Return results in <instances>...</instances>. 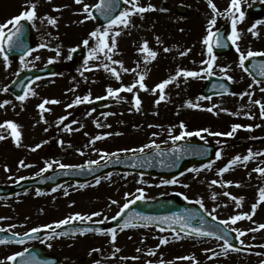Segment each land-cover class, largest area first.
I'll list each match as a JSON object with an SVG mask.
<instances>
[{"label": "rangeland", "instance_id": "rangeland-1", "mask_svg": "<svg viewBox=\"0 0 264 264\" xmlns=\"http://www.w3.org/2000/svg\"><path fill=\"white\" fill-rule=\"evenodd\" d=\"M31 2L37 5V19L30 22L33 26V38L38 42L36 50L26 57L24 64L20 59L5 62L4 57L0 55V104H3V107H0V124L13 121L19 125L18 130L21 133L20 144L17 146L10 135V130L0 129V134L6 137L0 140L1 183L13 182L23 175L40 173L41 169L47 168L48 163H51V169H54L60 164L73 167L93 159H101L102 154L97 147L99 144L97 141L100 139L95 140L96 136H101L105 140L104 145L117 143L119 146L116 149L120 154L133 153L123 150L139 149L153 142L157 145L169 144L171 142L169 129H171V135H179L180 133L177 132L181 122L185 125L184 130L190 131V126L197 120L209 123L233 120L242 126L250 125L251 129L242 127L246 132L240 128L233 136L229 138L226 136L227 139L224 138L223 141L212 140L214 142L212 144L218 146L217 151H221V158L219 160L215 158L211 167L196 168L198 171L192 170L176 184L157 183L156 180L147 177L125 179L122 178L123 176L112 175L109 178H102L99 184L95 183L91 186L79 188L63 186L53 191L51 195H46L48 197L41 198L42 205L37 206L36 209L52 208L50 210L54 213L61 214L56 216L57 218L69 216L74 212L91 214L103 211L100 217H93V221H100L104 220L105 216L111 218L119 212V207L126 202L125 193L137 196L139 193L136 190L142 188L145 198L148 199L160 195L177 194L182 196L183 201L196 203L200 200L206 212L216 215L218 219L227 220L233 215L251 213V206L258 200V190L264 187V175L254 171L257 167H264V155H255L247 162L241 160L223 174H218V171L236 155L243 157L248 154L249 150L254 154L264 153V137L255 140L251 138L255 133L259 136L264 133V118L260 115V106L250 102L248 95H242L251 93L252 101L259 100L264 103V91H261L264 84L254 83L239 66V56L234 51L231 55L217 58L213 67V75L222 76L226 80H228L227 77H232L228 80L234 87L235 94L232 96L210 102L204 100L199 92L205 77L203 74L198 78L177 77L166 86V99L159 104L156 103L160 94L159 90L155 93L151 91L156 84L175 75L178 68L199 71L206 67L201 63L202 60L208 59L206 46L202 44V40L207 34L208 20L213 15V13L210 14L212 10L207 0H139L140 6L146 7L151 4L155 10L132 15L128 27L120 26L113 30L121 34L116 37L117 47L111 53L112 60L121 61L123 66L129 69L128 72H124L119 64H112L103 54H99L98 58L90 60L88 65L82 63L61 72L55 78L39 80L30 88L36 95L29 93L26 100L20 101L12 99L7 92L3 91L20 69L44 63L65 62L71 49L69 47L73 45H77L78 48L85 47L82 41L90 39L89 33L97 28L95 22L91 18L86 19L88 14L83 12L84 4L91 8L96 0H83L81 4H77L75 0H0V24L26 10L25 6ZM213 3L217 9L223 6L226 10L230 0H213ZM255 3H264V0H241V10L243 6L248 7ZM176 4L187 7L191 15L180 18L173 12ZM127 7L129 6L125 5V8ZM161 9L165 10L161 11ZM48 16L56 18V26L47 23L46 17ZM259 20L264 21V17ZM256 21L258 20L245 13L244 19L237 24L241 37L238 44L245 53L248 50L256 52L257 47L254 46L256 42L264 44V23L257 24L253 30L257 35L254 36L249 31ZM218 23L221 26H227V32L230 33V18L224 15L218 16L216 25ZM216 25L214 30L218 28ZM68 38L79 40H74L67 47ZM144 41H147L149 48L157 53L156 58L147 63L144 60L146 54L139 51ZM110 43L111 39H109ZM250 43L253 45L249 46ZM39 44H46L47 47L39 49ZM93 44L94 41L90 39V45ZM165 48L169 51H165ZM261 49L264 50V46ZM57 50H59V56ZM86 50L88 56V48ZM263 50L258 52H264ZM181 52H187V54L182 56ZM50 59L52 63H49ZM104 63H108L110 67H115L120 72L119 80L100 66ZM222 68L226 71L222 72ZM102 72L107 76L110 73L114 78L113 83L107 81L94 85L92 81ZM144 72H146V77L143 82L147 90L140 89L137 84L133 92H120V99L107 95L108 87L116 89L121 86H131L138 80V73ZM74 77L80 80L83 90L91 94V103L67 107L73 104L77 97ZM134 95H138L141 100L139 111L134 107ZM82 96L83 94H80V97ZM102 96L108 97L110 104L98 109L93 104V99ZM45 99L57 100L59 103L46 104L45 108L48 110L41 113L38 105ZM5 101L8 103L5 104ZM189 101L199 107H188L187 102ZM209 108L213 111H208ZM222 109H227V111H222ZM41 114H43V120H41ZM60 117H66V119L60 122ZM243 136L250 139H244ZM237 138L242 139L236 142ZM242 140L246 141L242 142ZM95 142L98 144L96 145ZM37 144L41 146L35 148ZM33 148H35L34 151ZM20 161L30 166L22 167ZM57 161L59 163H56ZM213 180L218 183L213 185L211 183ZM227 181L233 183L226 184ZM65 192L68 194L65 195ZM225 192L237 198L243 197L241 207L237 208L236 202L230 196H225L223 194ZM213 194L216 195V199H212ZM183 196H187L188 199L185 200ZM62 198L64 200H61ZM26 200L18 198L0 203V220L10 221V217H15L16 220H21L19 224L13 226L15 230L23 231L30 227L22 224L29 218L30 221L33 220L30 213L34 208ZM112 200H116L117 203L112 204ZM262 221L264 222V202L257 205L252 220L245 218L239 223L236 222L234 225L230 223V225L232 228L245 231L243 240L246 243L261 242L262 244L264 229H259ZM249 229L257 230L248 231ZM161 237H166L169 242L166 245H160ZM92 242L95 245L94 249H99V251H93L89 261L99 262V264H118L119 262L121 264H160L161 261L163 264H259V260L254 258L251 261H244L243 258L237 257H231L230 260H219L216 257L207 261L206 257L220 247L215 241L201 244L188 243L181 246V238L176 239L173 233L161 232L155 228H132L118 231L117 239L113 243L102 240ZM83 248L84 243L80 240V256H86L82 253ZM116 248L120 251L116 252ZM9 252V249H0L2 260L6 259ZM150 252L155 254L150 255ZM62 254L63 256L69 255L65 250ZM183 257L189 259H182ZM123 259L125 263L122 262Z\"/></svg>", "mask_w": 264, "mask_h": 264}, {"label": "snow or ice", "instance_id": "snow-or-ice-1", "mask_svg": "<svg viewBox=\"0 0 264 264\" xmlns=\"http://www.w3.org/2000/svg\"><path fill=\"white\" fill-rule=\"evenodd\" d=\"M77 4L83 3V0H75ZM209 7L212 10V18L208 20V27L206 29L207 34L203 37L202 44L206 46V54L208 59L202 60L201 63L206 65V67L200 69L199 71H191V70H186V69H177L175 75L169 77L168 79L163 80L162 82L158 83L155 85L154 88L151 89L153 93H155L157 90H159V98L157 99L156 103L159 104L161 101L165 100V88L168 86L170 83H172L174 80L177 79V77L183 76L184 78H198L201 77L203 74L205 77L206 76H211L213 75V67L215 64V61L217 59L216 55L214 54V47L215 48H225L228 47V44L224 42V35L220 30H214V26L217 23V17L220 15H224L226 18L231 19V31L230 33L227 34V41L231 42V44L235 47V51L239 54V66L244 69L245 71H248L247 68H245V61L248 60L250 57L257 56V55H264V52H254L252 50H248L247 53L241 50L238 41L240 40V33L238 32L237 29V24L241 22L244 19L245 13L241 10V0H230L229 7L221 13L216 5L213 3V0H207ZM123 4L128 5L129 7L125 8L124 10L120 11L118 15H113V13L116 11V9L120 5V0H101V3L95 5L94 7L96 10L104 17V19L107 21V23L101 28L98 27L94 31L89 33V38L94 41L93 45H90V39H84L82 41L83 45L88 48V56L85 58L84 64L88 65L90 60H96L99 56V54H103L107 60L111 61L112 64H119L121 69L124 72H128L129 69L125 68L123 66V63L121 61H115L112 60L111 53L114 49L117 47V40L116 37H118L121 33L119 31H113L116 28H119L120 26L123 27H128L129 24L131 23L130 17L135 14H142L147 11L155 10L154 6L149 4L146 7L145 6H140L139 0H123ZM36 3L31 2L29 5H26L25 8L26 10L22 11L19 15L8 19L4 23L0 24V55H3L5 62L8 61V53H11L13 51H19L22 54L20 55V60L21 63L24 64L25 59L27 56L31 55L32 49L27 46L24 40L21 39V37L24 35V27L22 24V21L26 22H34L37 19V12H36ZM59 10V9H55ZM165 9H161V11H164ZM83 12L87 13L88 15L85 17L86 19L88 18H93L92 13L90 11V8L87 4H84L83 6ZM236 13H239L237 16ZM143 18V17H141ZM47 23L56 26L57 20L54 17L48 16L46 17ZM264 23V21H256L250 28L249 31L252 32V34L255 36L257 33L253 31L257 24ZM7 29V31H6ZM109 39H111V43L109 44ZM157 40L159 41V38L157 37ZM41 48L47 47L46 44H41ZM77 49L71 48L69 50V56L68 59L72 58V53H74ZM140 52L145 53V63L150 62V60H153L156 58L157 53L153 50H151L148 46V42L144 41L143 44L141 45ZM165 51H169V49L165 48ZM190 51V49L188 50ZM59 50H57V55L59 56ZM182 56L186 55L187 52H181L180 53ZM36 59H39V57H36ZM49 63H52V60H49ZM104 68L105 71H108L113 75L117 80L120 79V72L117 71L115 67H110L108 63H104L100 65ZM222 72L226 71L224 68L221 69ZM259 75L264 77V64L260 65V72ZM146 77V72L144 73H138V80L133 83L131 86H121L120 88L113 89L112 87H108L106 89L107 95L110 97H117V99H120L119 93L122 91H127V92H133L134 88L136 85H139V88L142 90H147L145 83L143 82ZM228 80H231L232 77H227ZM254 83H260L259 81H254ZM251 87V85H249ZM219 88L222 89L224 92H227V89L223 84L219 85ZM3 91L7 92L8 88L5 87ZM261 91H264V88H261ZM29 93L31 95H36L34 91H31V89H26L24 95H19L16 98L20 101H24L27 99ZM242 95H248L249 100L252 103H255L260 106V115L262 118H264V103H261V101L256 100L252 101L251 100V93H244ZM96 99H103V97H97ZM203 99H210V97H203ZM91 103V94L89 93L88 95H85L83 97L77 96L75 100L73 101V104L67 105V107H72L73 105H78L81 103ZM133 102H134V107L136 108L137 111L140 110L141 106V100L138 95L133 96ZM5 104L8 103V101L4 102ZM59 103L57 100H47L45 99L42 103L38 105L39 109L41 110V113L44 111H47L48 109L45 108L46 104H56ZM188 107H199L197 104H193L191 101L187 102ZM0 107H3V104H0ZM215 107V106H214ZM208 111H213L212 108L207 109ZM222 111H227V109H222ZM107 115V114H105ZM250 115V114H246ZM43 114H41V120H43ZM66 117H60L59 121L62 122L65 120ZM75 123V121H73ZM98 127L100 126L99 124L97 125ZM179 127L181 128V132L179 135H171V129H169V135L172 140V143L175 144L176 141L182 140L185 137H191V136H197L200 137L201 139H204V137L201 135V132H207L209 135L212 136H228L231 137L234 135L237 129H240L242 127H247L248 129H251V126H242L241 124H233L231 126V131L227 133H222V132H211L207 128L205 129H200L195 132L192 131H186L185 125L183 122L180 123ZM0 129H8L10 130V135L13 137L14 142L19 146L20 140H21V133L18 130L19 125L16 124L13 121H5L3 124H0ZM47 130V129H46ZM70 130V129H69ZM107 135V134H106ZM153 135H156V133H153ZM6 137L2 134H0V140L5 139ZM95 140L102 139L101 136H96L94 138ZM63 143V141H61ZM41 145L37 144L35 148H39ZM159 148V145L155 144V142L146 144L143 147L139 149H126L123 151H131L133 153L136 152H143L145 148ZM35 148L32 150L34 151ZM190 149L185 148L184 151H189ZM105 157H107L109 154L105 153ZM112 156L117 155L116 153H112ZM221 151H217L215 153L216 159L219 160L221 158ZM255 155H264V153H253L251 150L248 151L247 155H244L241 157L240 155H236L233 157L224 167L220 168L218 171V174H223L227 172L232 166L236 165L238 162L243 160L244 162L249 161L250 159L254 158ZM178 158V157H177ZM56 163H59L58 161ZM99 161H89L88 164H98ZM210 162L208 165H205V167H211ZM20 165L22 167H28L30 165H26L24 161H20ZM61 168L65 167H71L68 165H59ZM171 166V165H170ZM52 164L48 163L47 168H51ZM41 169V172H44L47 170ZM7 170V169H6ZM193 171H198L194 169ZM257 173H260L264 175V167H257L254 169ZM40 173H37L39 175ZM96 183H100V178H96ZM163 184H176L177 180L175 178L170 179V180H163ZM213 185L217 184L218 182L216 180L211 181ZM226 184H232V181H227L225 182ZM187 187V185H184ZM237 186H239L237 184ZM55 191V189H53ZM137 193L139 195L135 196L134 199H128L129 196H131V193H125V200L126 202L123 204V206L120 208V211L117 212L115 216H112V220H116L117 217L121 215L125 211V209H128L131 204L136 203L137 200H143L145 198L144 196V190L142 188H138ZM39 195V191L37 192ZM68 193L65 192V195ZM225 196H230L232 200L236 202L237 208L241 207V201L243 200V197L237 198L236 196H232L230 193H223ZM185 200L188 199L187 196L184 197ZM212 199H216V195L213 194ZM260 202H264V187H261L258 190V200L256 203H253L252 211L251 213L245 212L237 215L231 216L227 220H221L219 223L221 225H224V228H217L215 230H208L205 229L202 226H193V221H196L197 224L203 225V217L200 216L199 213H194L191 210L185 209L184 214H173L172 216H166V217H153V216H145L141 213H134L132 214L133 218L143 221V223L140 226L143 227H149L150 223L160 221L161 223H168V224H175L178 225L177 228H172V232L175 235L176 239H180L179 232L180 231H185V235L191 236L192 234H195L196 237H214L217 240H222L223 244L221 245L224 254L226 255L229 250L233 251H239V249H235L233 245L229 241V233L227 230V226L231 224H236L237 221L242 220V219H248L252 220V216L255 214L257 205ZM112 204H116V200L111 201ZM197 204L200 205L201 208H204V204L200 201H196ZM214 211V210H213ZM211 215V213H209ZM102 215L101 212H93L91 214H81L79 212L70 215L64 219H61L57 222H55V227H53V224H48L45 225L44 227L50 230L53 234V236H64V235H75L77 232H79L81 235L85 233V231H91V229H74L71 233L68 232H56L55 229L61 228L62 225H68L72 222L75 221H80V222H88V221H93V217H100ZM199 218V219H197ZM109 219L107 216L104 217V220ZM213 219L215 220L216 217L213 216ZM98 223H103L104 221H96ZM138 225L136 223H133L131 219H125L122 224H120L118 227L120 230H123L125 228H134L137 227ZM190 229V231H186ZM259 229H264V223L259 224ZM257 229H249L248 231H256ZM0 231H6L4 229H0ZM40 228H32L31 233H38L40 232ZM97 233H101V229H96L95 230ZM161 231H164L163 228H161ZM232 232L236 233V238L239 239V237L244 236L246 233L244 230L237 229V228H232ZM106 235H110L111 241L115 242L117 239V230L114 228H109L107 229V232L102 233ZM15 235V233L13 234ZM27 236L28 233H25ZM6 241L4 239H0V244L5 243ZM168 239L166 237H161L160 238V245H166L168 243ZM17 243H23V240H18ZM241 244H243V241H241ZM159 247V245H158ZM28 250L25 249L24 252H17L14 255H10L7 257L8 261H15L17 257H23L25 252ZM93 251H99V249H93ZM120 249L116 248V252H119ZM139 251V249H137ZM206 251H208L206 249ZM150 255H154L155 253L150 252ZM182 259H189L188 257H183ZM0 264H3V262H0ZM20 264H47L45 261H40L37 260L36 257L33 255L31 256L28 260L21 259ZM96 264H99V262H96ZM160 264H163V261L160 262ZM261 264H264V262H261Z\"/></svg>", "mask_w": 264, "mask_h": 264}, {"label": "water", "instance_id": "water-1", "mask_svg": "<svg viewBox=\"0 0 264 264\" xmlns=\"http://www.w3.org/2000/svg\"><path fill=\"white\" fill-rule=\"evenodd\" d=\"M101 3L99 0L98 4ZM180 8H177L179 10ZM121 10V1L119 7L113 13V15H117ZM257 10V8L252 9V11ZM182 14H186L187 12L183 9H180ZM92 16L98 20L99 24L106 23L107 21L104 17L96 10L95 7L91 10ZM24 27V35L21 37L22 40L25 41L27 46L30 48L32 44L30 43V27L26 23V21H22ZM223 34V32H222ZM224 42H226L224 38ZM214 52L220 54L222 52L230 51L229 47L225 48H215ZM22 53L19 51H13L8 53V57L19 56ZM84 52L75 51L72 53V58L70 59V63H76L84 59ZM264 64V58H251L245 62V68L248 69V72L253 76L254 79L264 80V77L259 75L260 65ZM58 66L48 67L44 69H40L38 71L28 70L23 72L18 79H16L11 86L9 87V91L15 96L23 95L27 86L35 79L40 77H47L54 75ZM223 84L227 89V92H224L219 88V85ZM231 89L229 85L222 80L221 78H216L213 76H207L206 83L202 88V95L204 97H211L217 95H224L231 93ZM185 148L190 149L189 151H184ZM213 148L208 147L205 144H189L186 145L184 143H177L167 149L161 150H152L142 155L137 156H128L124 158H112L108 159L106 162L100 165H92V166H84L74 169H57L52 172H46L45 174L30 180H25L20 182L17 185L10 187H1L0 186V197L12 196L19 191L29 189L31 187H35L36 189H43L45 187H55L57 185L66 183L68 181H74L76 183H84L88 182L104 173L118 170L120 172L132 171L138 172L142 174H151L154 176L162 177L163 179L172 178L179 173L184 172L190 166L201 163L205 161H209L213 157ZM178 157V158H177ZM171 165V166H170ZM180 170V171H179ZM179 171V172H178ZM196 208V210H195ZM185 209L191 210L194 213H199L200 216L203 217V225L194 224L193 226H202L208 230H215L217 228H206V221H209L207 217L201 212L199 208L192 204H184L179 205L176 203V199L172 198L169 201L167 199L158 198L154 201H136V203L129 206L125 211L112 223L115 226H118L124 222L125 219H131L133 223L140 225L143 221H139L133 218L132 214L141 213L145 216H153V217H166L172 216L173 214H184ZM199 219V218H197ZM150 225H156L162 228L167 227H178L175 224L161 223L160 221H156L150 223ZM221 228V227H220ZM172 229V228H170ZM190 231V229L186 230ZM185 232V231H184ZM195 235V234H192ZM0 238L8 239L7 241H11L12 237L4 236L0 234ZM25 258L30 257V252H26L24 254ZM20 257H18L12 264L18 263Z\"/></svg>", "mask_w": 264, "mask_h": 264}, {"label": "flooded vegetation", "instance_id": "flooded-vegetation-1", "mask_svg": "<svg viewBox=\"0 0 264 264\" xmlns=\"http://www.w3.org/2000/svg\"><path fill=\"white\" fill-rule=\"evenodd\" d=\"M20 197L21 196H19L18 198H20ZM30 214H32L30 217L33 220L30 221L29 220L30 218H29L26 222H24V224H28L29 226H31L33 228H40L43 230V233L41 235V239L39 241L35 240V241L31 242L30 246H36V245H47V246H49V244L51 243V241L54 238L55 239L60 238V237H54L52 232L50 234V230H48L47 228L44 227L45 225L52 224V222H53V215H51L50 211H48V210H39V211L34 210ZM10 218H11L10 221L0 220V228L11 227L10 230H13V229H15L13 226H15L16 224H19L21 221V220H16L15 217H10ZM65 239L68 241L75 242L78 246V252H79L78 256L68 257L67 258L68 261L65 264H93V263L87 262L89 258H80V234L75 235V236H71V237H66ZM258 253H262V252H258Z\"/></svg>", "mask_w": 264, "mask_h": 264}]
</instances>
